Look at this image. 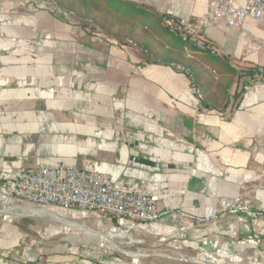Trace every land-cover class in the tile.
Listing matches in <instances>:
<instances>
[{"label": "crops", "instance_id": "0c3cea01", "mask_svg": "<svg viewBox=\"0 0 264 264\" xmlns=\"http://www.w3.org/2000/svg\"><path fill=\"white\" fill-rule=\"evenodd\" d=\"M128 1L190 24L192 41L235 72L180 39L150 33L139 45L96 33L45 0H0V193L20 168L63 164L146 188L169 214L134 232L141 244L124 253L0 221V264H147L152 256L264 264V219L195 223L223 199L264 212V83L246 70L264 65V50L245 53L249 41H264V28L203 25L202 1ZM69 217L97 233L121 225Z\"/></svg>", "mask_w": 264, "mask_h": 264}, {"label": "built area", "instance_id": "2783aa9c", "mask_svg": "<svg viewBox=\"0 0 264 264\" xmlns=\"http://www.w3.org/2000/svg\"><path fill=\"white\" fill-rule=\"evenodd\" d=\"M208 6V13L202 19L206 26L225 24L228 28L240 30L247 22L264 28V0H196ZM162 25L176 36L188 40L193 29L175 18L167 17ZM195 42V40H193ZM195 45L200 50L215 52L205 44ZM264 50V41L251 40L246 45L247 55ZM256 82L264 83V65L256 67ZM4 211L15 210L24 213L41 210L62 216L65 222L72 212L93 214L100 218L116 219L121 222L117 228L104 236H114L111 241L122 246L141 244L134 232L146 233L152 224L169 213L161 210L152 191L141 188L126 190L121 183L112 182L91 168L54 164L38 169L20 168L13 175L12 187L0 193ZM2 211V212H4ZM243 216L253 221L263 220L264 212H256L249 202L241 199H223L217 205L205 209L203 217L196 219L198 225H209L230 217ZM31 217L23 215L22 218ZM39 218V217H37ZM18 219V218H15ZM15 219H10V222ZM98 245L106 253L116 251L107 243ZM204 258L197 256V258ZM205 261L208 259L204 258Z\"/></svg>", "mask_w": 264, "mask_h": 264}, {"label": "trees", "instance_id": "16d2710c", "mask_svg": "<svg viewBox=\"0 0 264 264\" xmlns=\"http://www.w3.org/2000/svg\"><path fill=\"white\" fill-rule=\"evenodd\" d=\"M53 3L60 11L71 14L81 23H89L93 31L106 35L110 38L130 40L135 44L142 45L146 36L150 33L161 38L180 39L184 44L195 45L194 41L184 40L174 35L162 23L168 15H159L145 12L142 5L129 2L128 0H45ZM208 46V45H207ZM203 54L213 57L210 50H200ZM214 59H218L213 57ZM218 66L226 71L235 72L228 65L226 59H218ZM222 64V65H221ZM257 67V66H256ZM256 67L248 70V75L256 81ZM20 219V218H18ZM15 219L11 223L18 221ZM20 230V226H18ZM33 236V235H32ZM35 236V235H34Z\"/></svg>", "mask_w": 264, "mask_h": 264}, {"label": "rangeland", "instance_id": "374dc122", "mask_svg": "<svg viewBox=\"0 0 264 264\" xmlns=\"http://www.w3.org/2000/svg\"><path fill=\"white\" fill-rule=\"evenodd\" d=\"M89 29L93 30L90 26V24L88 25ZM4 211V207H2V204L0 203V212ZM9 211V210H7ZM14 213V212H11ZM2 215H0V221H6L9 222L10 219H15V218H20L18 219V221H16L14 223V225L16 226H20V228L22 229L21 231L24 233H27L29 235H46L49 238H53L54 241H57L59 239H66L72 242H78V243H87L89 239H91V243H95L98 245V242L95 241V239H92L90 237H87V235L91 234H97V235H105L106 233H108L110 230H105L103 233L99 232H93L91 230H89V233L87 235L82 234L81 232L85 229L84 227H79L75 224V227H73L72 225H65L62 224L58 221H63L62 218L60 217H53V216H49V214H42V213H37L38 216L42 215L44 216L43 218H37V217H26V218H22L23 215L19 214V215H14V214H7L6 211L1 213ZM71 217H69V220ZM14 220H12L13 222ZM84 220L83 219H78L76 220V223H79L81 225L83 224ZM101 233V234H100ZM94 241V242H93ZM100 243V242H99ZM99 246V245H98ZM144 245H139L138 248H143ZM148 254H153V251H148ZM146 254V255H148ZM159 255L162 256L161 253H157ZM173 259H180L179 256H172ZM185 258H190V257H185ZM147 260V264H187L184 262H180L177 260H170V259H165L163 257H150ZM188 260V259H187ZM191 260V259H190ZM195 261V259H194ZM196 261L202 262L204 264L205 263V259H196ZM218 263V262H215ZM201 264V263H199ZM222 264V263H220Z\"/></svg>", "mask_w": 264, "mask_h": 264}, {"label": "bare ground", "instance_id": "6f19581e", "mask_svg": "<svg viewBox=\"0 0 264 264\" xmlns=\"http://www.w3.org/2000/svg\"><path fill=\"white\" fill-rule=\"evenodd\" d=\"M5 212V211H4ZM11 212H14V213H11ZM2 212H0V215H2L1 214ZM6 213L7 214H14V215H19L20 213H18V211H15V210H9V211H6ZM37 213H42V214H49V213H46V212H44V211H41V210H30V211H27V212H24V213H21L22 215H28V216H32V217H39L38 215H37ZM49 216H53V217H60V218H62V216H58V215H55V214H51V215H49ZM63 221H58V222H60V223H62V224H65V225H67V224H69V223H67V222H65V220L64 219H62ZM67 223V224H66ZM69 225H72L73 227H75V223H72V224H69ZM77 225V224H76ZM77 226H79V225H77ZM79 227H82V226H79ZM82 234H84V235H87L88 233H89V230L88 229H84L82 232H81ZM87 237H90V238H92V239H95L97 242H100L101 244H105V243H107V244H110L111 246H114L116 249H118V251H121L122 253H124L125 252V250L124 249H122V248H119V246L118 245H115V243H113V241H111L112 240V238H114V236H109V235H107V236H104V235H97V234H93V235H91V234H89V235H87ZM128 251V250H127ZM128 254V253H127ZM131 254V253H130ZM132 256L133 257H142V254H132ZM144 258V257H143Z\"/></svg>", "mask_w": 264, "mask_h": 264}, {"label": "water", "instance_id": "95a60500", "mask_svg": "<svg viewBox=\"0 0 264 264\" xmlns=\"http://www.w3.org/2000/svg\"><path fill=\"white\" fill-rule=\"evenodd\" d=\"M174 260H178L180 262H184V263H187V264H199V263L204 264L202 262L198 263L196 260L195 261L194 260H190V259L187 260V259H184V258L174 259ZM205 263H207V264H220V263H215V261H212V260L205 261Z\"/></svg>", "mask_w": 264, "mask_h": 264}]
</instances>
